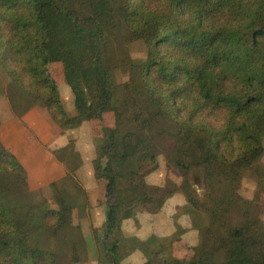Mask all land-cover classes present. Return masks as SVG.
<instances>
[{
    "label": "trees",
    "instance_id": "obj_1",
    "mask_svg": "<svg viewBox=\"0 0 264 264\" xmlns=\"http://www.w3.org/2000/svg\"><path fill=\"white\" fill-rule=\"evenodd\" d=\"M135 40L146 43L144 60L128 52ZM54 62L64 67L74 115ZM0 64L18 116L31 108L19 110L24 96L62 129L114 114L93 162L106 181L107 231L97 239L112 264L123 263L120 243L109 239L139 208L157 214L171 195L147 180L160 154L205 219L198 257L164 264H264V0H0ZM119 67L129 73L120 84ZM194 169L203 172V195ZM247 173L257 180L252 199L241 193ZM28 182L0 140V264H66L48 236L68 227L74 205L58 187V208L35 201ZM83 245L79 230L74 253Z\"/></svg>",
    "mask_w": 264,
    "mask_h": 264
},
{
    "label": "rangeland",
    "instance_id": "obj_2",
    "mask_svg": "<svg viewBox=\"0 0 264 264\" xmlns=\"http://www.w3.org/2000/svg\"><path fill=\"white\" fill-rule=\"evenodd\" d=\"M127 48L134 59L146 58L147 46L144 41H131ZM50 72L57 81L64 107L69 115H74V94L65 80L62 63H51ZM115 78L117 83H123L128 80L129 73L125 68L119 67L115 69ZM8 82L9 77L0 64V124L1 116L6 118L11 115L18 117L21 126L25 127L26 132H19L16 126L10 125L8 133L19 142V152L29 167L30 198L35 201L46 199L52 208H58L55 201V190L58 187L74 205L70 211L68 227L56 236H48L49 248L60 254L66 264H112L111 257L97 239H103L107 231L106 181L96 178L93 162L98 144L103 141L104 130L115 125L114 114L107 112L101 120L84 122L76 128L62 129L54 123L43 105L37 102L34 104L24 96L18 99L19 110L31 107L24 114H27L28 121H24V115L18 116L14 113L4 91ZM115 100H120V96L116 95ZM47 132L53 139L46 143L44 139ZM0 140L2 142L1 138ZM2 144L4 145L3 142ZM62 148L65 149L61 150L59 155L56 154V151ZM147 180L152 185L166 187L172 192L159 213L152 214L139 208L136 216L126 221L122 230L109 239V242L117 240L120 243L118 255L121 262L142 264L151 258L155 260V264H164L168 258H197L199 227L205 223V219L201 212L189 205L184 193L179 189L183 180L180 171L169 168L165 154H160L159 166L148 175ZM191 182L198 193L203 195V172L192 170ZM256 190V178L247 173L242 183V195L252 199ZM160 213H163V217L159 219L161 229L146 224V220L150 222ZM72 227L79 228L84 242L77 254L73 251V243L78 240L79 230ZM153 236L157 239L152 241ZM76 257L78 262L75 261Z\"/></svg>",
    "mask_w": 264,
    "mask_h": 264
},
{
    "label": "crops",
    "instance_id": "obj_3",
    "mask_svg": "<svg viewBox=\"0 0 264 264\" xmlns=\"http://www.w3.org/2000/svg\"><path fill=\"white\" fill-rule=\"evenodd\" d=\"M7 116L8 117H6V118L5 117L2 118V116H1L0 138L2 139V142L4 143V145L7 146L6 148L11 150L21 160V162L27 168V170L29 172L28 174H30L29 167L26 164V162L23 160V158L21 157V153L19 152V146H20V145H18L19 142L17 141L16 138L11 137L12 134L8 133L9 132L8 131V126H10V125L16 126L17 131L19 130V132L20 131L21 132H26L25 127L23 125H22L23 127L21 126L22 123H19L18 117H16V116H12L11 117V115H7ZM22 119L24 121H28L27 114L24 115L22 117ZM45 136H46L45 137L46 139H44V142L47 143V142L52 141L53 138L51 137V135H49V132H47V134ZM162 214L163 213H160V214L154 216L153 220L150 221L151 223L148 220H146V224H148V226L149 225L150 226L151 225H155V226H157V227H159L161 229V226H160V223H159V219H161L163 217Z\"/></svg>",
    "mask_w": 264,
    "mask_h": 264
}]
</instances>
